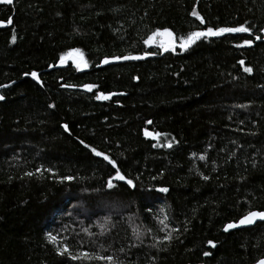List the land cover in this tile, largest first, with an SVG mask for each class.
<instances>
[{
	"label": "trees",
	"instance_id": "16d2710c",
	"mask_svg": "<svg viewBox=\"0 0 264 264\" xmlns=\"http://www.w3.org/2000/svg\"><path fill=\"white\" fill-rule=\"evenodd\" d=\"M245 22L252 32L202 37L187 50L178 39L175 51L143 43L156 28L180 37ZM260 27L264 0L0 4V85H7L0 87V264H108L97 255L123 264H250L264 257V221L222 231L248 211H264ZM73 49L87 68H77ZM146 51L156 55L101 63ZM99 92L115 95L97 100ZM167 141L171 148L162 146ZM93 147L136 187L108 189L115 169ZM169 233L170 242L153 239ZM64 244L93 258L59 255Z\"/></svg>",
	"mask_w": 264,
	"mask_h": 264
},
{
	"label": "snow or ice",
	"instance_id": "6c2138e0",
	"mask_svg": "<svg viewBox=\"0 0 264 264\" xmlns=\"http://www.w3.org/2000/svg\"><path fill=\"white\" fill-rule=\"evenodd\" d=\"M0 3H3L5 5H12L14 3V0H0ZM191 15L195 17L197 20L200 21L201 24H205V19L203 16L200 15V13L196 10L195 7H193ZM11 22V18H9V23ZM247 25V22L239 24L238 26L235 27H214V26H206L204 30H195V31H190L187 33L185 36H180L176 37L173 33L172 30H170L167 27L164 28H156L154 31L151 32L150 35L147 36V39L143 41L145 45H150V44H156L159 42V47L163 51H175L177 47V39L179 40L178 47L181 50H187L189 49L193 44L196 43V41L200 40L202 37H219L224 35L225 33H250L252 32V26ZM260 33H264V27H260L258 30ZM163 37L164 39H160ZM13 40L16 39L15 35L12 37ZM256 40H261L264 39L261 35H256L255 37ZM253 41L251 39H245L243 41V45H252ZM237 47H241V45H237ZM72 53L78 54L79 55V60L76 62V66L78 69L80 68H87L88 67V62L84 60L83 58V53L81 52L80 49H73ZM149 55H156V53L151 52V51H146L144 52L143 56L141 55H114V56H106L103 60H101L102 64H109L111 61H120V60H142L145 56ZM69 58V54L65 53L62 54L60 57V63L63 64L66 62V60ZM240 66L243 68V71L245 73H252L253 68L251 66H245V61L240 60L239 61ZM25 75H28V73H25ZM31 76L33 78L37 77L36 72H32ZM0 87H7V85H0ZM68 87H72V85H68ZM96 85L94 84H84L83 88L92 91L93 88H95ZM112 95H115V93H108L105 94L104 92H99L98 95H96L97 100H108ZM4 96H0V100H3ZM50 107H52L50 105ZM148 124H151L152 121L149 120L147 121ZM65 130L68 129V125L63 126ZM145 135L146 136H155L159 137L161 134L160 133H151L145 130ZM82 145H85V142L83 140L80 141ZM157 145H153V147H156ZM163 147L171 148L172 147V141H167L162 145ZM87 148L88 145H85ZM91 152L94 153L96 157H103L104 161H107L109 165L113 169H115L114 173L109 174L107 177L106 181V187L108 189H113L115 187L120 186L118 182H123L124 185L127 188H135L136 184L133 179L128 178L122 171L121 169L117 166V162L113 159H111L108 155H106L102 151H97L96 148H92ZM200 159L203 160L205 159L204 155L200 156ZM37 172L40 171V169H36ZM27 175L31 176L32 173H27ZM63 180L71 181L74 179L72 176H64L61 177ZM205 180L208 179L207 176L204 177ZM117 182V183H114ZM160 192H168L169 189L166 187H161L158 189ZM257 220L264 221V211H248L245 215H243L238 222L234 223H228L224 227V231L227 232L230 229H235L240 225H252L254 224ZM163 223V222H162ZM187 230V229H185ZM149 232L151 231L150 229L148 230ZM48 239L55 243L57 240V237L53 236L51 233L46 234ZM154 240L157 241L158 244H163L165 241H171L172 235L171 233L164 235L163 237H153ZM209 244H212L213 247L215 245L213 244L212 241H208ZM121 252L124 251L123 248L120 249ZM57 252L59 255H64L65 253H68L70 256V259L73 261L80 260V259H91L93 258L90 253L88 252H82L80 255H74L71 254L70 249L67 244H64L61 248L57 249ZM205 256L209 255L208 252L204 253ZM97 260H102V261H107L108 264H123L122 261L117 260L115 257L112 255H97L95 257ZM256 264H264V259H260L256 262Z\"/></svg>",
	"mask_w": 264,
	"mask_h": 264
},
{
	"label": "water",
	"instance_id": "95a60500",
	"mask_svg": "<svg viewBox=\"0 0 264 264\" xmlns=\"http://www.w3.org/2000/svg\"><path fill=\"white\" fill-rule=\"evenodd\" d=\"M14 1H16V0H14ZM1 5H5V4H3V3H0ZM264 40V39H263ZM251 211H258V210H251ZM246 214V213H245ZM244 214V215H245ZM243 216V215H242ZM241 216V217H242ZM241 217H239L236 221H233V222H230V223H234V222H238V220L241 218ZM258 222H262V221H260V220H257L254 224H252V225H240V226H238L237 228H235V229H230V230H228L227 232H230V231H233V230H237V229H242V228H248V227H252V226H254L256 223H258ZM228 224V223H227ZM226 225V224H225ZM225 225L223 226V228H222V231L223 232H225L224 231V227H225ZM227 232H225V233H227ZM260 259H264V257L263 258H260ZM260 259H258V260H260ZM258 260H256V261H254V262H252V263H250V264H256V262L258 261Z\"/></svg>",
	"mask_w": 264,
	"mask_h": 264
},
{
	"label": "bare ground",
	"instance_id": "6f19581e",
	"mask_svg": "<svg viewBox=\"0 0 264 264\" xmlns=\"http://www.w3.org/2000/svg\"><path fill=\"white\" fill-rule=\"evenodd\" d=\"M233 99V98H232ZM224 100V99H223ZM227 105V104H226ZM231 105V104H230ZM237 111V110H236ZM231 222H233V221H231ZM228 223H230V222H228ZM227 224V223H226ZM263 258V257H262Z\"/></svg>",
	"mask_w": 264,
	"mask_h": 264
},
{
	"label": "rangeland",
	"instance_id": "374dc122",
	"mask_svg": "<svg viewBox=\"0 0 264 264\" xmlns=\"http://www.w3.org/2000/svg\"><path fill=\"white\" fill-rule=\"evenodd\" d=\"M163 38V37H162Z\"/></svg>",
	"mask_w": 264,
	"mask_h": 264
}]
</instances>
